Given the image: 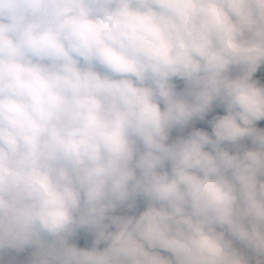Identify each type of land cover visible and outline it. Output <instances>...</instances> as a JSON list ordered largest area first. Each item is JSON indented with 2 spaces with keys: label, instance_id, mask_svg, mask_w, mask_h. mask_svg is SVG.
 I'll return each mask as SVG.
<instances>
[{
  "label": "clouds",
  "instance_id": "1",
  "mask_svg": "<svg viewBox=\"0 0 264 264\" xmlns=\"http://www.w3.org/2000/svg\"><path fill=\"white\" fill-rule=\"evenodd\" d=\"M262 67L264 0H0V255L264 264Z\"/></svg>",
  "mask_w": 264,
  "mask_h": 264
},
{
  "label": "rangeland",
  "instance_id": "2",
  "mask_svg": "<svg viewBox=\"0 0 264 264\" xmlns=\"http://www.w3.org/2000/svg\"><path fill=\"white\" fill-rule=\"evenodd\" d=\"M231 74L234 75L235 73H231ZM253 79L258 80L261 85H264V67H262L260 70H258L254 74ZM180 82L181 81H175L178 91L183 89L179 85ZM217 107H219L218 115H216V113L213 111L214 109H212V111L208 112L205 115L203 120L194 119L192 122L189 123V125H187L183 129H180V133L177 136V139L181 138V137H187L195 129H200V130L206 131L211 135L212 129H211V124L209 123V121H211L216 116L225 114L222 106H217ZM256 127L259 129H264V119L257 121ZM239 143L241 145H243V147H246V148L254 147L251 143V140L248 138H245L244 140L239 141ZM222 147H225L230 152L235 151V149L232 145L224 144V145H222ZM145 206L146 205L143 201V198L138 197L137 198V207H136L135 211L138 213L139 211H142ZM126 213L132 214V211L128 210L126 208H119L113 214L123 215ZM34 251H35V249L31 248V247L25 248L22 251L5 249L3 254L0 255V264H31L32 253Z\"/></svg>",
  "mask_w": 264,
  "mask_h": 264
},
{
  "label": "trees",
  "instance_id": "3",
  "mask_svg": "<svg viewBox=\"0 0 264 264\" xmlns=\"http://www.w3.org/2000/svg\"><path fill=\"white\" fill-rule=\"evenodd\" d=\"M180 87H184L183 82H180ZM216 115H218L219 107H215L213 110ZM180 133V128L173 129L169 134V139L167 143H172L175 140H177V136ZM115 215V214H114ZM94 240V235L92 232H90L88 229H80L77 231L76 235L70 238L69 243H74L78 247L81 248H88L91 247L92 242ZM100 247H103V245H100Z\"/></svg>",
  "mask_w": 264,
  "mask_h": 264
}]
</instances>
